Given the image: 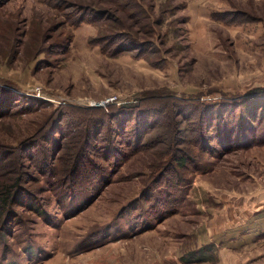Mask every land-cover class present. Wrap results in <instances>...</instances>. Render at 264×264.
I'll list each match as a JSON object with an SVG mask.
<instances>
[{
    "label": "rangeland",
    "instance_id": "1",
    "mask_svg": "<svg viewBox=\"0 0 264 264\" xmlns=\"http://www.w3.org/2000/svg\"><path fill=\"white\" fill-rule=\"evenodd\" d=\"M262 132L264 0H0V264H253Z\"/></svg>",
    "mask_w": 264,
    "mask_h": 264
},
{
    "label": "crops",
    "instance_id": "2",
    "mask_svg": "<svg viewBox=\"0 0 264 264\" xmlns=\"http://www.w3.org/2000/svg\"><path fill=\"white\" fill-rule=\"evenodd\" d=\"M262 223H260V225L257 227L259 230L257 231V236H255L256 239H252V241H257V239H261L260 237H264V223L261 225ZM259 241H257L258 243ZM252 259H254L253 264H264V251L262 252H257L256 254L252 255Z\"/></svg>",
    "mask_w": 264,
    "mask_h": 264
},
{
    "label": "trees",
    "instance_id": "3",
    "mask_svg": "<svg viewBox=\"0 0 264 264\" xmlns=\"http://www.w3.org/2000/svg\"><path fill=\"white\" fill-rule=\"evenodd\" d=\"M253 129V128H252ZM255 131V130H254ZM213 141V140H212ZM264 143V133H260L259 136H258V139H256L255 137H250L248 141H246V144H242L243 147L241 148H248V147H251V146H255V145H262ZM230 149H234V148H230ZM230 149H226L227 151H230ZM226 151V152H227ZM184 160L183 158L179 159L177 161V163L179 164H183L184 163Z\"/></svg>",
    "mask_w": 264,
    "mask_h": 264
}]
</instances>
